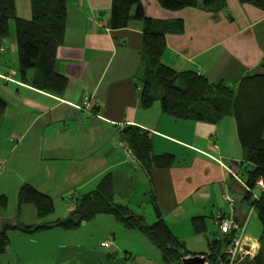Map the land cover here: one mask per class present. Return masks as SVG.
Wrapping results in <instances>:
<instances>
[{
  "label": "crops",
  "instance_id": "1",
  "mask_svg": "<svg viewBox=\"0 0 264 264\" xmlns=\"http://www.w3.org/2000/svg\"><path fill=\"white\" fill-rule=\"evenodd\" d=\"M111 1H64L65 39L55 63L68 81L61 95L21 81L14 70L2 71L9 46L0 59V78L13 72V80L4 81L14 85L0 89L6 103L0 123V223L35 226L65 218L78 197L109 180L114 202L125 200L130 207L122 205L132 213L151 206L145 192L154 193L163 220L192 254L205 256L208 239L219 237L214 219L219 210L238 222L248 220L246 234L258 240L260 231L247 229L258 219L255 213L246 218L247 186L238 172L242 148L234 119L226 116L216 125L177 122L161 113L158 103L143 109L137 74L142 20L150 17L184 21L182 33L165 38L163 61L176 71H201L211 83L234 88L243 76L264 75V12L239 0H224L218 11H171L157 0H140L127 26L112 29ZM16 5L19 16L28 19L29 0ZM128 125L151 136L155 154H174L175 163L144 169L121 137ZM23 184L52 198L54 212L39 218L33 204H19ZM227 196L235 198L233 208ZM151 210L143 214L147 224L154 222L149 223ZM197 216L206 217V231L198 235L191 225ZM7 235L0 264H165L145 235L104 213L68 229H9Z\"/></svg>",
  "mask_w": 264,
  "mask_h": 264
},
{
  "label": "trees",
  "instance_id": "2",
  "mask_svg": "<svg viewBox=\"0 0 264 264\" xmlns=\"http://www.w3.org/2000/svg\"><path fill=\"white\" fill-rule=\"evenodd\" d=\"M64 1L29 0L30 17L25 19L17 12L16 0H0V59L8 49L6 42L10 36V23L13 22L19 78L37 89L57 96L63 93L68 82L55 68L57 49L65 39L66 21L62 11ZM239 1L251 4L264 12V0ZM139 2L140 0H112L111 28L126 27L131 19L132 7ZM157 2L162 8L171 11L187 7L218 11L225 6L224 0ZM142 21V66L137 74L140 106L148 109L158 103L161 113L177 122L198 121L216 125L226 116L234 119L242 148V161L238 172L247 186L244 199L249 209L246 218L255 213L261 225L256 254L246 257L249 258L247 262L236 264H264V75L243 76L234 88L223 82L211 83L201 71H176L163 61L167 50L165 38L167 34L183 32V19L143 17ZM29 72H32L30 78L27 76ZM5 108V101L0 98V123ZM121 137L144 169L167 168L175 163L174 154H155L151 136L138 126H126L121 131ZM258 180L262 181L261 186L258 185ZM145 194L148 195V202L156 216V220L151 224H146L141 214L132 213L126 206L114 202L113 188L109 180L78 197L73 209L65 218L35 226H10L0 223V256L7 249L9 229L25 232L53 227L68 229L98 213L112 215L125 228L140 231L161 252L162 262L165 264H182L184 258L195 256L163 220L154 193L149 191ZM17 200L19 204H33L39 218L46 217L55 210L52 198L29 184H23L19 188ZM3 206L4 198L1 196L0 208ZM217 214L219 217L230 216L220 210L214 215L219 237L208 239V251L202 254L208 259V264H220L226 260L224 248L231 237L230 233L222 234L219 231ZM247 221L244 220L246 227ZM191 225L196 235L205 233L206 217H193Z\"/></svg>",
  "mask_w": 264,
  "mask_h": 264
},
{
  "label": "built area",
  "instance_id": "3",
  "mask_svg": "<svg viewBox=\"0 0 264 264\" xmlns=\"http://www.w3.org/2000/svg\"><path fill=\"white\" fill-rule=\"evenodd\" d=\"M83 0H80L82 3ZM13 72L9 75H2L1 77L4 80H13L12 78ZM89 100L86 99L84 101L85 107H88ZM0 166V171H1ZM258 185H262V181H257ZM255 196V195H254ZM227 202L229 206H234L235 198L232 196H227ZM218 217V228L222 234L230 233L231 237L228 241V246L224 248V254L226 255V260L221 262L220 264H236L239 262L244 261L246 257H252L255 253V246L254 242L255 239L247 236L246 234V222H238L234 220L231 216H224L219 217L220 215L217 214ZM111 239H107L104 244H108ZM258 245L256 246V248Z\"/></svg>",
  "mask_w": 264,
  "mask_h": 264
},
{
  "label": "rangeland",
  "instance_id": "4",
  "mask_svg": "<svg viewBox=\"0 0 264 264\" xmlns=\"http://www.w3.org/2000/svg\"><path fill=\"white\" fill-rule=\"evenodd\" d=\"M6 45L9 46V51L7 53V59L3 64H2V71H7V70H14L16 72V76L19 77V74H18V71H17V67H18V57H17V51H16V43H15V35H14V25H13V22L10 23V36L9 38L7 39V42H6ZM179 84V81L177 82ZM9 86V87H13L14 88V85L11 84V83H5L4 80H2L0 78V89L1 91H5V86ZM148 196V195H147ZM116 203H119V204H126L127 207L130 205H128V203L125 201V200H120V201H115ZM147 201H145V204H146ZM137 207V206H136ZM135 207V208H136ZM151 206L146 204V205H142L140 207V210L138 208V210L140 212H138L139 214H141L143 216V214L145 215V211L146 210H151ZM152 212V210H151ZM153 214V218L152 220H150L149 223H151L153 220L155 221L156 218H155V215L154 213L152 212ZM235 220V219H234ZM147 224V223H146ZM172 229V228H171ZM248 232L250 233L253 232L254 234H258L259 231H261V225L259 223V221H254L252 223H250L248 225ZM173 231V229H172ZM183 232L185 233V231L183 230ZM260 233V232H259ZM196 236V235H195ZM254 246H255V253L257 252L258 248H259V240H255L254 242ZM229 243L226 244V247L228 246ZM258 245V247L256 248V246ZM249 258H245L244 261H248Z\"/></svg>",
  "mask_w": 264,
  "mask_h": 264
},
{
  "label": "water",
  "instance_id": "5",
  "mask_svg": "<svg viewBox=\"0 0 264 264\" xmlns=\"http://www.w3.org/2000/svg\"><path fill=\"white\" fill-rule=\"evenodd\" d=\"M182 264H208V259L201 255L189 256L182 260Z\"/></svg>",
  "mask_w": 264,
  "mask_h": 264
}]
</instances>
